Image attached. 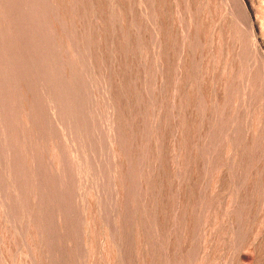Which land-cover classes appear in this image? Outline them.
Instances as JSON below:
<instances>
[{
	"label": "rangeland",
	"instance_id": "1",
	"mask_svg": "<svg viewBox=\"0 0 264 264\" xmlns=\"http://www.w3.org/2000/svg\"><path fill=\"white\" fill-rule=\"evenodd\" d=\"M0 264H264V0H0Z\"/></svg>",
	"mask_w": 264,
	"mask_h": 264
}]
</instances>
